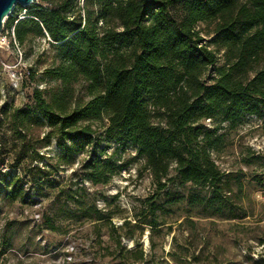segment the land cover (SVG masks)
I'll return each instance as SVG.
<instances>
[{"label": "trees", "instance_id": "obj_1", "mask_svg": "<svg viewBox=\"0 0 264 264\" xmlns=\"http://www.w3.org/2000/svg\"><path fill=\"white\" fill-rule=\"evenodd\" d=\"M40 1L17 5L2 32L13 29L18 46L30 37H46L60 64L44 75L64 86L78 78L87 83L90 100L71 110L64 105L65 95L50 104L39 91L32 94L40 117L59 134L62 153L87 149L86 177L96 185L106 184L121 168L111 156L102 158L107 148L132 146L160 190L171 164L180 185L200 190L170 203L186 201L207 218L234 215L198 122L217 117L234 126L254 116L264 124V68L248 82L234 78L249 62L264 60V0H82L81 7L76 0ZM212 22L214 38L206 43L196 27ZM208 44L235 59L230 67L217 69L211 84L201 81L216 63ZM103 119L108 125L102 139L83 124ZM100 143L105 146L97 153ZM9 156L0 154V190L10 201H24L39 180L19 174ZM158 210L152 207L151 216ZM83 213L103 219L95 208ZM44 225L59 230L50 218ZM141 259L142 252L132 260Z\"/></svg>", "mask_w": 264, "mask_h": 264}, {"label": "rangeland", "instance_id": "obj_2", "mask_svg": "<svg viewBox=\"0 0 264 264\" xmlns=\"http://www.w3.org/2000/svg\"><path fill=\"white\" fill-rule=\"evenodd\" d=\"M76 1L81 7L82 0ZM25 12L19 16L23 18ZM214 28L212 22L198 24L196 30L208 43ZM208 46L216 63L203 72L201 81L211 84L217 69L230 67L235 59L213 44ZM59 64L56 47L46 37H30L18 46L13 29L0 34V154L10 155L19 174H33L39 180L24 201H10L0 190V251L4 252L0 264H264V124L260 120L246 116L234 126L217 117L198 122L210 158L229 190L224 194L236 208L234 215L224 212L221 218H207L186 201L170 203L200 192L178 183L174 164L160 190L132 146L120 149L111 144L102 158L111 156L121 168L106 184L95 185L86 177L87 149L62 153L59 134L40 117L32 94L39 91L50 104L65 95L67 110L85 104L90 96L81 78L64 86L44 75ZM263 68L264 60L251 61L234 78L248 82ZM83 124L101 139L108 125L106 119ZM104 146L100 143L97 153ZM154 206L159 210L153 217ZM87 208L101 212L103 219L86 217ZM46 218L59 228L57 232L44 225ZM140 252L142 259L134 262Z\"/></svg>", "mask_w": 264, "mask_h": 264}, {"label": "water", "instance_id": "obj_3", "mask_svg": "<svg viewBox=\"0 0 264 264\" xmlns=\"http://www.w3.org/2000/svg\"><path fill=\"white\" fill-rule=\"evenodd\" d=\"M34 1L35 0H0V33L2 32L5 19L17 5L26 8L32 5Z\"/></svg>", "mask_w": 264, "mask_h": 264}, {"label": "built area", "instance_id": "obj_4", "mask_svg": "<svg viewBox=\"0 0 264 264\" xmlns=\"http://www.w3.org/2000/svg\"><path fill=\"white\" fill-rule=\"evenodd\" d=\"M1 34V33H0Z\"/></svg>", "mask_w": 264, "mask_h": 264}]
</instances>
